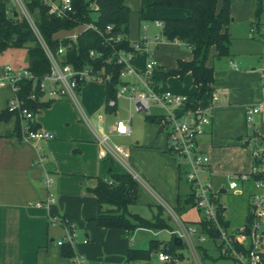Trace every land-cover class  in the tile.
Returning <instances> with one entry per match:
<instances>
[{"label":"crops","instance_id":"1","mask_svg":"<svg viewBox=\"0 0 264 264\" xmlns=\"http://www.w3.org/2000/svg\"><path fill=\"white\" fill-rule=\"evenodd\" d=\"M128 1L123 0L131 9L129 23L133 19L135 28L133 37L129 32L128 39L134 43L146 35L150 47L148 52L143 50L137 53L133 66L137 71L142 70L150 55L157 63L153 71L155 88L191 95L196 87L190 72L181 77L168 75V71L177 69L178 60L192 59L190 48L178 40H165L161 29L154 24L155 20L188 17L190 11L185 8L154 10L150 6L152 0ZM0 2L13 6L12 0ZM254 11L253 2L244 16L249 22V37L253 39V33H257L256 38L262 41L264 26L254 28ZM232 22L233 19L228 25V32ZM64 32L61 30L56 36ZM234 39L238 38L230 36L228 56L216 57V50L212 47L207 59V65L213 69L212 91L219 96V102L213 110L211 123L197 137V142L199 149L209 158L210 174L204 173L202 176L212 180L215 185L224 182L229 174L251 170L253 157L249 146L251 144L253 149L252 137L256 136L264 148V70L261 72L252 67L256 57L250 52L251 47L241 52L237 48L231 50ZM261 60L264 62L263 56ZM124 80L135 81L136 77L127 75ZM103 95H93L97 105L102 104L103 97L105 100L104 90ZM11 96L9 88L0 87V112L6 108ZM83 101L85 110L75 102L61 98L33 113L30 120L33 129L52 133L51 139L25 140L21 121L17 135L14 132V115L0 121V264H72L74 255L82 257L84 264H152L155 251L148 259L128 260V249H146L151 240L161 247L167 246L157 238L159 230H171V224L177 225L170 211L177 206V199L188 195L190 189L187 184L188 190L184 191V178L165 151V134L156 123L146 119H142L134 128L129 122V133L117 134L113 131L114 123L123 119L107 120L101 124L105 117L98 112L97 125L100 124L105 133L122 139L124 144L121 146L128 150L127 159L137 175V200L128 207V211L148 220L158 215L168 224L167 228L137 227L131 234L124 229L99 227L93 221L98 205L92 189L99 178L107 174L108 160L115 159L110 155L99 157V145L91 126L96 125L90 120L93 112L84 94ZM251 105H257L259 112L252 122H247L245 112ZM40 155L45 158L42 162L39 161ZM45 174L52 179L50 187L44 183ZM251 190L247 183L241 194L245 198V207ZM49 194L53 195L54 201L46 203ZM39 202L42 204L37 205ZM193 210L198 218L188 217ZM175 214L178 220L185 223H196L200 219L199 212L193 206L183 208L180 213L175 211ZM51 216L74 223L78 242L73 248L72 257L62 255L57 240L65 230L62 225H51ZM83 239H87V242L83 243ZM135 239L138 241L136 244L133 242Z\"/></svg>","mask_w":264,"mask_h":264},{"label":"built area","instance_id":"2","mask_svg":"<svg viewBox=\"0 0 264 264\" xmlns=\"http://www.w3.org/2000/svg\"><path fill=\"white\" fill-rule=\"evenodd\" d=\"M23 16L28 21L39 43L41 44L50 63L49 71L38 78L26 67L4 65L0 69V87H7L12 93L8 100L6 109L16 115L23 123L22 134L27 141H41L53 138V134L30 128V120L33 112L27 107L25 98L19 96L21 83L24 80L32 81L36 92L26 96L32 100H56L68 98L77 103L76 93L80 87L88 82L104 83L110 78V74L103 69L86 65L75 68L70 63H63L59 56L65 54L67 47L60 44L53 51L41 37L33 16L26 8L23 0H17ZM46 6L47 14L59 19H75L76 7L74 0H40ZM88 9L92 13L98 12L97 0H86ZM154 24L162 28V21L155 20ZM78 29V30H77ZM93 29L106 45L112 48L120 44L123 35L112 31L113 24H107L104 29L98 28L93 23L79 22L71 30L75 31L66 36H58L59 39L70 38L74 42L77 36L84 30ZM157 39V38H156ZM146 35H143L136 42L132 43L134 51H125L122 48H113L111 54L105 59L107 62H114L121 65L119 73L121 83L117 86L115 96L109 98L107 105L113 107L117 105V99L125 98L134 110L147 115L152 114L151 109H157L153 114L156 117V125L166 136L165 151L169 154L173 164L177 167L179 174L189 185L194 208L199 212V221L207 224V231L203 230L200 222L185 223L178 220L175 211L171 210V216L177 222V228L171 230L172 235L179 236L182 244L188 245L197 264H200L198 254L203 251V243L210 242L217 257L226 258L231 264H264V148L257 141H253L252 157L253 164L247 173H233L226 176L225 182L215 185L212 180L203 178V174H210L209 158L198 147L197 137L204 132L211 123L213 110L219 102V96L210 91L199 99L190 94L177 93L169 89H157L153 83V71L156 61L149 55L142 70L137 71L133 66V60L140 51L148 52ZM89 56L92 58L104 57V52L90 50ZM234 65L233 63H231ZM127 75H135V81H125ZM264 76V71H263ZM259 112L257 105L247 107L245 119L252 122L254 115ZM129 118L117 120L114 123L113 131L117 134H128L130 131ZM92 126L93 134L99 145L98 155L104 158L108 155L129 169L134 178L135 175L126 163L129 157L128 150L121 145L110 142L109 133H105L100 124ZM44 156H39V161H44ZM44 183L50 187L52 179L45 174ZM111 182V181H110ZM250 184L252 190L243 218L239 224H232L226 214L224 202L218 199L224 193L241 195L244 193L245 185ZM54 201L52 194H49L46 203ZM39 202L37 205H41ZM51 225H62L64 235L57 240V244L62 246L68 244L72 249L78 242L75 225L73 222L63 221L55 216L49 218ZM208 230L215 232L212 237ZM87 239H83L86 243ZM200 248V249H198ZM156 258L161 264H179L180 259L173 253L164 250L156 252ZM72 264H84V260L79 255L72 257Z\"/></svg>","mask_w":264,"mask_h":264},{"label":"trees","instance_id":"3","mask_svg":"<svg viewBox=\"0 0 264 264\" xmlns=\"http://www.w3.org/2000/svg\"><path fill=\"white\" fill-rule=\"evenodd\" d=\"M220 1L219 6V0H152L150 4L154 10L185 8L190 11V15L185 18L164 19L161 35L167 41L178 40L190 48L192 59L189 61L178 60L177 69L168 71V75L181 77L190 72L196 87L191 95L196 99L212 91L213 69L207 65L210 49L215 48L216 57L229 55L230 36L227 28L231 22L230 6L233 0ZM97 3L98 12L92 13L88 9L86 0H74L76 14L73 17L75 19L71 20L48 15L46 6L40 0H26V8L33 16L41 37L50 49L55 51L60 44L67 47L65 54L59 56L63 63H70L75 68L91 65L94 68L103 69L104 72L111 75L103 83L105 91L104 111L115 112L116 106L111 107L106 102L115 96L116 88L121 83L119 73L122 66L112 61L107 62L105 58L111 54L113 48L134 51L132 43L128 39L131 9L123 0H97ZM261 12L262 0H255L256 21L254 24L257 23ZM79 22H91L101 29H104L107 24H113L112 31L122 34L124 37L120 44L114 45L112 48L110 45H106L93 29L82 31L75 42L70 38L59 39L56 36L57 32L71 30ZM12 48H24L26 50L27 62L25 67L38 78L49 71V60L26 18L12 9L11 6L0 2V54ZM90 50L104 52L105 56L92 58L89 56ZM33 87L32 81L24 80L18 94L25 98L27 107L35 113L40 108L48 106L53 100L26 99V96L32 92L38 94L37 89ZM13 115L5 108L0 112V121L7 120ZM14 116L16 117L14 132L19 135L20 119L16 115ZM145 119L156 122L154 115H146ZM29 125L33 129L32 124L29 123ZM108 166L107 174L100 177L97 185L92 189L98 205L97 215L93 219L96 225L104 228L124 229L128 232L137 227L167 228L168 224L158 215L153 220H148L128 211V207L137 200L138 181L131 173L114 164L110 159ZM190 206L194 207V204L192 196L188 194L184 198L179 197L177 199V206L174 210L180 213L183 208ZM199 222L203 230L207 231L206 222ZM208 233L212 237L215 236L213 231L208 230ZM176 247L172 241L170 246H163L160 250L177 255L175 253ZM61 248L63 256L72 257L74 255L73 249L68 244H63ZM156 249V241L151 240L146 249H128L127 259H148L153 251L156 252ZM202 253L208 255L205 250ZM177 256L180 260H184L182 254Z\"/></svg>","mask_w":264,"mask_h":264},{"label":"rangeland","instance_id":"4","mask_svg":"<svg viewBox=\"0 0 264 264\" xmlns=\"http://www.w3.org/2000/svg\"><path fill=\"white\" fill-rule=\"evenodd\" d=\"M13 1V6L11 7L12 9H15L21 16H23L21 9L18 5L17 0H12ZM126 2H129L128 0H125ZM23 2L26 4V0H23ZM254 2L255 4V0H233V2L231 3L230 6V16L231 19H233L232 24L230 25V31L229 36H235L238 39H234L232 41V46H231V50L234 51L235 48H237L240 52L245 50V48L251 47V51L254 53V57H256V61H254V65L252 67H255L257 70L259 71H263L264 70V62L263 60H261V57H264V31L262 32V41H259L258 38H256L257 33H253V39H251L249 37V22L245 20L244 16L247 12V10L249 11V8L251 6V4ZM262 8H263V12L262 14L259 16L256 25L254 26L255 29H261L262 26H264V0H262ZM133 19H130V23H129V32L131 37H133V34L135 32V28H134V24H133ZM78 30V29H77ZM75 31H65L64 33H60L58 34V36H66L68 34H72ZM153 36V35H152ZM170 54H168L167 56H169ZM260 56V57H259ZM259 59H258V58ZM26 62H27V57H26V50L24 48H12V49H8L7 51L3 52L2 54H0V66H4V65H8V66H12L14 68L17 67H24L26 66ZM103 87L104 84L102 83H98V82H88L84 85H82L79 89V91L76 93V98H77V103H75L78 106H81L84 110H85V103H83V94L85 95V101L86 103L89 102L90 106H91V110L93 112V114L90 116V120L92 121V123L94 125H97V114L98 112L102 113L101 115H103V120L101 121V124H104L105 121L110 120H117V119H123L126 120L129 118L130 120V124L132 126V128L137 127L139 122L142 119H145V116L147 114L143 113V112H137L134 110L133 105H131L125 98H119L117 99V110L115 112H105L104 111V97L103 99H101V105H97L96 103V99L94 100L95 93H100V95H103ZM81 92V93H80ZM80 94V95H79ZM93 97H91V96ZM87 98V99H86ZM68 99V98H67ZM69 101H72L74 103L73 100L68 99ZM96 104V105H95ZM84 105V106H83ZM99 106V108L97 109V107ZM157 111L155 109H151V113ZM151 115V114H149ZM152 116V115H151ZM110 135V142L111 143H116L119 145H123V141L121 138L116 137V136H112ZM251 139H253L254 141H257L258 143L259 140L256 136L252 137ZM264 145V144H263ZM262 146V144H261ZM263 147V146H262ZM249 148L252 150V145L250 144ZM249 149L250 153L251 150ZM232 159H234V156L231 157ZM126 163L130 166V168L135 171L133 165L131 164V162L126 159L125 160ZM114 164L119 165L122 169L126 170L127 172H131L129 169H127L126 167H124L121 163H119L117 160H113ZM226 179H224L225 182ZM183 189L184 191L188 190V186H187V182L185 181V179L183 180ZM218 199L221 202H224L225 207H226V214L227 217L230 219L231 223L236 225L239 224L243 218L244 212H245V198L244 196L242 197L241 195L238 194H232L231 192L225 193V194H220L218 196ZM130 207V206H129ZM131 209V208H130ZM189 218H198V214L196 213V211H192L191 214L188 215ZM171 230H174L177 228V225H175L174 223L170 225ZM171 230L168 229H160L157 238L163 242L167 244V247L170 246V244L172 243V238L174 237V235H171ZM132 232V231H131ZM131 232H129L131 234ZM143 241V239H142ZM134 244H136L138 241L135 239V241H133ZM148 244L145 243V245ZM143 245V247L145 246ZM140 246V248H143ZM162 247L157 244V249L156 252L159 251ZM201 248H203V250H205L207 252V254L209 255H204L202 252H199L198 254V258L200 261V264H231V261L226 259V258H218L217 254H216V250H214V248L212 247L210 242H204L203 243V247L201 246ZM200 249V248H198ZM175 253L178 254H182L184 256V260H180L179 264H197L192 253L190 252V249L188 247V245H186V243H183L180 246H177L175 248ZM152 264H161L156 257H152L151 259Z\"/></svg>","mask_w":264,"mask_h":264},{"label":"water","instance_id":"5","mask_svg":"<svg viewBox=\"0 0 264 264\" xmlns=\"http://www.w3.org/2000/svg\"><path fill=\"white\" fill-rule=\"evenodd\" d=\"M221 192H224V189H222ZM173 244H174L175 246H180V245H182V240H181V238H180L179 236H174V237H173Z\"/></svg>","mask_w":264,"mask_h":264}]
</instances>
